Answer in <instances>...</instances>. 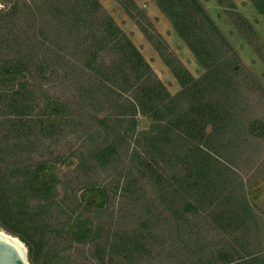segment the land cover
Listing matches in <instances>:
<instances>
[{
    "label": "trees",
    "instance_id": "16d2710c",
    "mask_svg": "<svg viewBox=\"0 0 264 264\" xmlns=\"http://www.w3.org/2000/svg\"><path fill=\"white\" fill-rule=\"evenodd\" d=\"M65 2L73 4L62 6V12L75 20L69 33L48 42L71 52L67 56L44 47L50 36L39 27V11L52 16V9L58 8L53 4ZM154 2L205 70L196 80L173 61L171 70L184 86L173 96L130 40L118 35L97 0H18L1 15L8 26L0 27V227L26 245L32 264H59L60 254L61 260L73 264L69 250L78 258L75 264H264L260 223L251 206L245 205L250 218L241 217L253 226L246 233L236 234V227L226 231L214 215L223 196L234 195L230 183H223L221 193L214 184L221 181L220 165L225 171L229 168L226 176L234 173L232 180L239 173L213 151L218 148L213 145L224 140L223 148L230 142L229 136L225 138L234 129L226 125V107L219 105L216 94L225 104L233 98L236 54L198 0ZM14 19L30 24L28 33L18 39L12 37ZM76 33H83L84 40L80 35L76 39ZM14 71L21 73L16 82L7 79ZM138 81L144 84L137 86ZM105 112L106 118L98 117ZM137 115L151 119L148 128L137 129ZM218 122L225 131L221 138ZM234 122L239 130V122ZM206 125L213 129L209 135L199 129ZM183 126L199 129L200 138L186 142L183 135L190 132L181 131ZM130 138L142 140L162 163L158 199L144 183L123 180V174L136 173V166L140 174L148 173L128 144ZM58 142L70 151L65 158L76 163L52 185L38 188V174L60 163L61 155L50 150ZM244 149L246 155L250 148ZM102 170L113 181V189L90 177L94 171L99 177ZM120 182L125 197L116 204L110 194L117 192ZM55 185L58 195L51 194ZM96 189L99 204L77 196ZM192 211L209 214L203 218L209 234L201 228L187 229ZM247 241L259 249L250 251V244L238 248V242Z\"/></svg>",
    "mask_w": 264,
    "mask_h": 264
},
{
    "label": "rangeland",
    "instance_id": "374dc122",
    "mask_svg": "<svg viewBox=\"0 0 264 264\" xmlns=\"http://www.w3.org/2000/svg\"><path fill=\"white\" fill-rule=\"evenodd\" d=\"M16 1L18 0H0V13H2L0 16L3 15V13L11 11V8L16 4ZM28 1L29 3H32V0ZM102 1L103 0H99V2ZM116 1L126 9L128 19L130 20V23H128V26H130H126L128 27V38L131 39L136 51L142 55L140 56L146 62L150 71H152L164 84L171 96L178 92L180 93L184 88V86L182 87L180 80L171 70V67L174 66L173 61L177 60L180 65L185 66L193 79L199 80L205 75V70L198 63L190 49L183 43L170 20H168V18L158 9L154 0ZM48 2L49 0H45V3ZM108 2L112 3L113 1L109 0ZM198 2L204 8L214 24L219 28L229 45L232 47V51L236 54V65L234 67L236 74L233 75L235 92L232 93L233 98H231V101L228 104L226 103V105L224 101H221L222 98L216 92L217 97L220 99L219 105H225L226 107V125L229 124L230 128H234L232 134L228 133L227 138H225L227 141L229 136L231 139L228 143L232 145L229 146L227 143L225 146L227 148H222L221 144L224 143L223 140L219 144L213 145L215 147L218 145V148L214 147L215 149H213V151L220 156L219 159L221 161L232 169H236L237 171L235 172L239 173L238 177L232 180L234 173L229 171L226 176L225 173L229 168L225 171L226 166L224 165L223 168V166L221 167L220 165V170L218 171L221 174V181L218 179V182H214V184L221 193L225 188L223 183H230L234 195H224V198H222V205L216 207L214 215L219 224L226 231L236 227L239 231L236 234L246 233L247 229L253 226H249L242 222L241 217L242 219H244L245 215L249 217L247 214L249 209L246 206H251L256 215H258V219H256L257 217L252 213V217L260 223V250L264 254V0H198ZM72 4L73 3L68 2L61 3L60 6L53 4L58 8L52 9V16L48 12L39 11V27L43 33L50 36L49 39L47 38L48 40L45 39L44 47H50V49L52 48L58 51V53L63 56H67V54H70L71 52L67 53L68 51H65L66 49L64 50L56 44L51 45L49 42L51 37L59 39V33H69V28L72 26L75 19L72 21L71 16L73 17V15L64 14L62 12L63 8L61 7L69 8ZM2 18L3 16L0 17V27L8 26V24L4 22L5 19ZM13 23L16 29L12 30L13 38L18 39L21 37V33H28L30 24L25 22V20L18 22L14 19ZM79 35L82 36L81 40H84L83 33H80ZM78 36L76 33L74 37L77 39ZM53 46L57 47L53 48ZM76 57H78L77 54ZM166 60H168L169 63H167ZM7 79L16 82L21 79V73L14 71L7 77ZM209 82L211 81L208 80V84H205H207V87L210 90L211 87ZM137 84V86H142L144 83L138 81ZM150 86L154 88L153 85ZM187 87L190 88V86ZM193 90H197L196 87L193 88ZM210 93L213 96L212 90H210ZM108 114V112L98 113V117L103 119L106 118V115ZM134 119L137 129L140 131L148 128L151 123L149 117L142 115H137ZM230 119L233 121L230 122ZM235 120L239 122V130L235 129ZM218 123L220 124V122ZM220 125L218 134L221 138L223 135L220 133H224L225 131L221 128L222 124ZM178 129L179 128H177V131ZM199 129L204 132V135H209L213 131L211 125H206L201 128L199 127ZM199 129L193 130L183 126L181 131L186 130V132H190L187 135H183L186 142L189 143L194 138L198 140L201 136ZM233 134L237 135L236 138L232 136ZM245 137L248 138L247 142L242 141ZM60 140L61 138L58 139V141ZM77 143V141L74 142L75 147L77 146ZM128 144L130 147L136 149L137 159L140 158L139 160L145 164L144 166L148 167V173L145 175L140 174V166H136L138 167V170H135L136 173L128 176L123 174V180H129L131 183H144L148 191L152 193V198L158 199L159 193L157 192H159L160 189L157 188L156 183L160 182L158 177L162 174V163L155 159V155L151 148H145V143L142 140L138 141L137 139L130 138ZM204 147L206 146L204 145ZM244 148H250L246 155L243 154L245 152ZM50 150L54 151L55 156L61 155V159L59 160L60 163L57 165H50L38 174L36 181L38 188L52 185L55 181L60 179L63 171L73 167L76 163L75 159L65 158L70 151L66 148L63 142H58L57 145L52 144ZM213 156H215V154H213ZM134 164L139 165L136 160ZM118 167L122 168L123 165L118 163ZM97 171L99 170L97 169ZM100 173L102 175L98 173V177L96 171H94L91 173L92 175H90V177L96 180L99 184L104 185L107 189H113V181H111V178L103 176L105 170L100 171ZM229 178L230 181H228ZM123 180L121 181L124 185L126 183ZM122 182L118 184L117 192L113 190V193L110 194L112 198H115L116 204L125 197V193H121L120 191ZM149 183H155L154 187H150ZM240 184H242V187ZM228 187L229 185H226V188ZM55 188L56 190H53L51 194L58 195L59 186L55 185ZM152 188L154 189V193L152 192ZM97 191V189L85 190L78 192L77 196H79L85 203L90 202L93 204H99L100 196ZM235 201L238 203L237 206L235 205ZM192 202L193 201H190V203ZM115 209L117 210V208ZM206 214L207 213L204 212L198 215V212L196 211L190 212L188 214L187 222H185L187 229L192 227H194L193 229L201 228L206 230L209 234V230L211 229L209 226H207L208 229L206 228L205 225L208 222L203 220L204 217H209V214ZM211 220L213 221V219ZM213 223L215 222L211 223L215 229L216 225ZM217 228L220 229V227ZM251 234L254 235L255 232L251 230ZM238 244L239 249L242 248V245L246 248L250 247L249 244L253 245L250 241L243 244L238 242ZM254 245L253 248L250 249V251L253 249L252 252L259 249V246L255 247ZM153 249L156 248L154 247ZM69 252L72 251L69 250L66 254H69L70 259L73 264H75V262L78 261V258L75 254ZM62 255L63 254H60L56 261L59 264H68L69 260L64 261L60 259L63 257ZM28 260L31 263L29 253Z\"/></svg>",
    "mask_w": 264,
    "mask_h": 264
},
{
    "label": "crops",
    "instance_id": "0c3cea01",
    "mask_svg": "<svg viewBox=\"0 0 264 264\" xmlns=\"http://www.w3.org/2000/svg\"><path fill=\"white\" fill-rule=\"evenodd\" d=\"M99 2V0H97ZM109 0H103L99 2L101 10L109 17V20H112L114 25L118 28L119 36H125L128 38V23L130 20L128 19L127 11L124 9L121 4L117 3L116 0H112L113 2H108ZM119 1V0H118ZM128 26V27H126ZM132 43L131 39L128 38ZM105 53V51L103 52ZM141 55V54H140ZM142 56V55H141Z\"/></svg>",
    "mask_w": 264,
    "mask_h": 264
},
{
    "label": "water",
    "instance_id": "95a60500",
    "mask_svg": "<svg viewBox=\"0 0 264 264\" xmlns=\"http://www.w3.org/2000/svg\"><path fill=\"white\" fill-rule=\"evenodd\" d=\"M25 248L24 252L13 241L0 237V264H31L28 260V249L26 246Z\"/></svg>",
    "mask_w": 264,
    "mask_h": 264
},
{
    "label": "bare ground",
    "instance_id": "6f19581e",
    "mask_svg": "<svg viewBox=\"0 0 264 264\" xmlns=\"http://www.w3.org/2000/svg\"><path fill=\"white\" fill-rule=\"evenodd\" d=\"M0 237L13 241L17 245H19L24 252L26 251V245H24V243L17 236L3 230V228H0Z\"/></svg>",
    "mask_w": 264,
    "mask_h": 264
}]
</instances>
